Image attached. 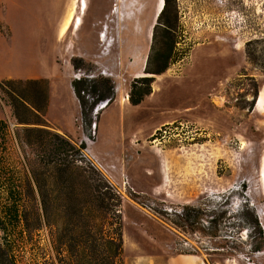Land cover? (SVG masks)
Returning <instances> with one entry per match:
<instances>
[{"label": "rangeland", "instance_id": "374dc122", "mask_svg": "<svg viewBox=\"0 0 264 264\" xmlns=\"http://www.w3.org/2000/svg\"><path fill=\"white\" fill-rule=\"evenodd\" d=\"M58 1L65 16L49 24L33 51L45 76L15 79L14 87L44 91V128L74 147L55 153L51 134L40 140L33 131L28 139L26 129L41 126L20 123L7 87L0 88V241L15 264L56 258L54 240L63 227L73 228L65 207L76 201L65 196L74 187L82 207L88 190L84 177L74 178L78 173L104 178L119 195L121 264H264L263 195L254 205L244 195L264 150V100L256 109L253 99L264 88V0H169L148 41L136 26L149 21L155 0H85L76 8L80 23L63 36L58 31L73 0ZM173 16L171 59L162 73H147V57L155 66L167 42L163 22ZM12 21L16 42L24 41L16 15ZM0 32L8 41V27L1 24ZM6 58L0 44V76L24 68ZM139 70L152 77L151 94L133 106L125 93L142 77ZM74 76L86 80L83 88L93 96L109 87L111 100L89 113L93 99L79 101ZM31 100L41 104L36 95ZM84 135L111 177L81 155ZM59 164L69 167L62 178Z\"/></svg>", "mask_w": 264, "mask_h": 264}, {"label": "trees", "instance_id": "16d2710c", "mask_svg": "<svg viewBox=\"0 0 264 264\" xmlns=\"http://www.w3.org/2000/svg\"><path fill=\"white\" fill-rule=\"evenodd\" d=\"M169 4V0H164L163 7L159 12L157 19H161L164 15L166 8ZM175 16L168 17L164 22L163 26L166 31L167 42H165L157 58L155 59V66L150 67L151 55L149 54L146 61L145 71L152 74L162 73L166 67L167 63L171 59V50L174 43L173 35L171 34V26L174 22ZM156 24L154 25V28ZM155 34H152L154 39ZM151 76L137 77L132 83L131 88L128 92L129 103L133 106L140 104L146 96L151 93ZM15 79H0V88L7 87L5 93L10 99V107L12 108V114L20 123H35L39 124L41 127H36L32 130L26 129V137L29 139L31 132L35 131L39 136L38 139L43 138V134H51L56 143L53 146L52 152L63 153L67 152L69 148L74 147L68 140L61 137L58 133L50 132L47 128H44L45 124L42 123V111L46 105V93L44 91L40 92H25L17 90L14 87ZM21 81V80H17ZM27 82H35L27 81ZM103 83H108L107 79L101 80ZM86 85V80L83 78L72 80V88L74 93L78 97L79 101L84 95H89V92H85L83 86ZM97 89H94V94H96ZM107 92H102L101 94H96V96L91 95L93 103L89 106V113H92V109L98 101L110 98V88L108 87ZM258 91L253 92V99L257 96ZM36 95L41 98V104L35 103L31 100ZM84 104V101H82ZM81 104V105H82ZM18 108H21L23 113H32L37 116V122H30L29 118L25 116H20ZM82 115H87V112L81 108ZM5 126L2 121H0V133L4 130ZM37 139V138H36ZM38 141V140H37ZM83 144L78 146V149L82 148ZM59 166V167H58ZM56 166V171L60 175V178L69 169L68 166ZM90 168V167H86ZM92 169V168H91ZM84 171H86L84 169ZM72 175V174H71ZM74 176V175H73ZM84 177L88 185V190L84 192V205L80 207L78 204L79 193L74 187L71 188L70 192L65 196L66 199L70 201H76L75 204H70L65 207L67 214L70 218H73L71 222L73 223V228H62L63 234H60L56 240H54L55 249V259L46 258L42 261V264H121L122 262V222L119 212V195L112 188L109 183L101 177H96L94 175H82L78 173L74 178ZM72 178V177H71ZM39 194L44 200L45 193L39 188ZM10 216L17 218V210L11 209ZM257 223V221H255ZM0 229L4 230V226L0 223ZM72 230L75 233H71ZM70 232V233H67ZM258 249V247H256ZM0 264H15L13 258L8 253V250L0 241Z\"/></svg>", "mask_w": 264, "mask_h": 264}, {"label": "crops", "instance_id": "0c3cea01", "mask_svg": "<svg viewBox=\"0 0 264 264\" xmlns=\"http://www.w3.org/2000/svg\"><path fill=\"white\" fill-rule=\"evenodd\" d=\"M54 6L57 8L55 14L51 13ZM62 7L63 2L60 3L58 0H0V25L7 26L10 31L8 41L4 40L0 32V44L5 47L8 55L6 61L13 60L12 63L24 66L22 70L1 75L0 79L2 77H5L2 79H37L45 76L42 74L37 55L33 51L37 50L39 43L42 42V34L49 31V24L57 25L62 22L65 16ZM12 15H16L21 29L26 33L24 41L16 42V28L12 21ZM143 102L144 100L141 103ZM65 136L67 137V135ZM183 256L196 255L183 254ZM203 264L206 263L203 261Z\"/></svg>", "mask_w": 264, "mask_h": 264}, {"label": "bare ground", "instance_id": "6f19581e", "mask_svg": "<svg viewBox=\"0 0 264 264\" xmlns=\"http://www.w3.org/2000/svg\"><path fill=\"white\" fill-rule=\"evenodd\" d=\"M164 4V0H155L153 7H152V12H151V16L149 17V21L147 23H141V22H137V26H136V31L140 32V33H144V37L146 39V41L149 40L150 35H151V30L154 24V19L156 16H158L159 12L161 11L162 7ZM121 6V5H120ZM84 8L85 7V0H73L70 6V9L67 13V16L63 22V24L61 25V27L59 28L58 31V35L59 36H63V34L67 31V28L69 27V25L71 23L79 24L80 23V17L76 16V8ZM121 9V8H120ZM119 9V10H120ZM82 10H79V12H81ZM113 12H116L117 9H113ZM120 12V11H119ZM145 28H144V26ZM104 33V32H103ZM106 34V33H105ZM101 36V35H100ZM104 36V34L102 35ZM144 71H138L137 76H143L146 74H143ZM152 75V74H149ZM264 100V88L259 89L258 94L256 96V102H255V108L258 109L259 106H261V104L263 103ZM249 183L248 189L245 192V198L249 199L251 201V205H254V199L256 198V196L259 194L263 195V202L261 203L260 207H259V212L258 215L261 219H264V150L263 153L261 154V162H260V171L258 173V178L257 179H248L247 180Z\"/></svg>", "mask_w": 264, "mask_h": 264}, {"label": "built area", "instance_id": "2783aa9c", "mask_svg": "<svg viewBox=\"0 0 264 264\" xmlns=\"http://www.w3.org/2000/svg\"><path fill=\"white\" fill-rule=\"evenodd\" d=\"M74 77H76V79H80V77L79 76H74ZM115 90H116V88H115ZM125 99L127 100L128 99V92L126 91V93H125ZM110 101V98H106V99H104V100H100V101H98L94 106H93V109H92V111H93V114H96L95 112H97V110H98V107L100 106H103V105H105L107 102H109ZM92 126H93V129H94V127H95V125H96V122H92V124H91ZM85 143V145L86 146H84V147H82L81 148V151H80V153H81V155L93 166V167H95L96 169H99L102 173L104 172L108 177H111V174L109 173V171L106 169V167L103 165V164H101L100 163V161L98 160V158H97V156L91 151V149L90 148H88L89 147V142H92V140H91V138H90V136L89 135H84V136H82L81 137V140H79V143H83V142ZM103 173V174H104ZM104 174V175H105ZM248 264H250L249 262H248Z\"/></svg>", "mask_w": 264, "mask_h": 264}, {"label": "water", "instance_id": "95a60500", "mask_svg": "<svg viewBox=\"0 0 264 264\" xmlns=\"http://www.w3.org/2000/svg\"><path fill=\"white\" fill-rule=\"evenodd\" d=\"M146 72V71H145ZM256 99V98H255ZM256 102V101H255Z\"/></svg>", "mask_w": 264, "mask_h": 264}]
</instances>
